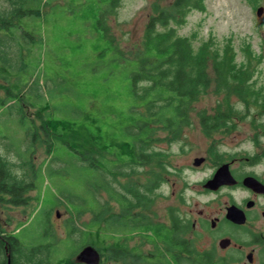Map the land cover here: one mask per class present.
I'll use <instances>...</instances> for the list:
<instances>
[{
  "label": "rangeland",
  "instance_id": "rangeland-1",
  "mask_svg": "<svg viewBox=\"0 0 264 264\" xmlns=\"http://www.w3.org/2000/svg\"><path fill=\"white\" fill-rule=\"evenodd\" d=\"M28 2L0 0V18H6L11 24L5 25L10 27L9 36L0 33V168L8 185L24 189L21 192L24 202L18 206L11 203L9 196L0 197V230L7 235L20 231L17 237L22 246L14 264L26 263L31 258V248L37 246L41 248H38L40 254L32 257L35 260L48 258L50 264H59L68 258L75 263L76 255L86 244L94 242L96 233L101 242L92 247L100 255L99 264H138L131 251L123 250L124 245L132 249L136 232L113 233L116 228L110 221L113 217L115 220L121 207L107 191L95 194V199L104 207L99 228L93 229L95 219L88 208L94 204L85 192V181L105 182L109 190L120 195L133 186L143 191L152 174L159 170L163 181L146 193L150 205L141 211L143 214L155 222H167L171 208L179 218L189 219L203 211L213 219L217 208L205 204L211 196L200 194V184L211 176L215 155L264 152V112L259 107L263 105V94L257 99V105H247L232 96L231 106L225 107L221 103L223 93L215 94L210 88L188 110L187 124L178 139L167 141L169 134L158 127L152 135L154 142L140 146V150L159 155L161 162L112 166L111 156L96 151L92 152L95 166L104 164L111 173L101 169L96 177L90 176L93 172L83 171L79 161L74 162L75 166L67 162L72 161L67 149H61L58 143L54 148V145L48 147L51 141L45 137L43 120L81 119L94 133V127L100 128L98 134L108 148L125 141L127 137L122 134L119 123L130 106L142 105L139 100L128 97V66L133 61L126 65L121 60L118 70L113 68L111 55L97 62L88 42L93 39L89 25L75 22V12L68 0L45 2L48 6L42 8L41 17L15 19L13 12L21 3L28 6ZM151 2L120 0L119 7L106 17L116 47L123 54L131 53L140 42ZM37 5H43L41 0H37ZM203 5V11L190 12L176 28L178 36L190 37L195 48L211 40L212 48L218 52L230 45L240 66L247 61L245 48L248 47L256 59L250 63L251 82L263 93L264 0H203ZM260 7L263 12L258 17L256 11ZM5 26L0 22V29ZM218 107L222 113L229 110L233 115L225 122L224 130L207 134L198 115L211 114ZM196 158H203L205 162L195 167ZM259 158L258 170L263 171L264 154ZM113 173L116 174L113 176ZM75 205L82 208V213L72 216L70 211ZM203 228L194 229L198 238L192 248L197 252L209 249L213 241L210 230ZM114 257L120 260L116 262ZM5 260L2 254L0 264H6ZM185 264L199 262L193 257Z\"/></svg>",
  "mask_w": 264,
  "mask_h": 264
},
{
  "label": "trees",
  "instance_id": "trees-1",
  "mask_svg": "<svg viewBox=\"0 0 264 264\" xmlns=\"http://www.w3.org/2000/svg\"><path fill=\"white\" fill-rule=\"evenodd\" d=\"M21 1L23 2V0ZM68 1L71 3V9L75 12V22L89 25L90 35L93 39L88 40V42L97 62H103L107 58L106 56L111 55V62H114L113 68L118 70L121 60L126 65L127 62L133 61L128 66V97L142 103L139 107L130 106L128 113L124 115V120L119 123V126H122V134L127 137L126 140L113 144L110 148L102 142V138L98 134L100 128L94 127L96 134L92 128L87 127V124L84 125L80 121L81 119L43 120L42 128L45 137L51 141L48 147L54 145V148L58 143L61 149H67L71 152L70 158L72 159V161L67 160V162L69 164L71 162L75 166L74 162L79 161L83 165L82 168L80 166L83 171L87 169L93 172L90 176L96 177L101 169L105 173L110 172L104 164L95 166L96 158L92 152L96 151L105 152L111 156L113 161L110 165L112 166L116 163L126 166L129 164L143 166L153 160L161 162L159 155L147 153L143 149L140 150V146L149 143L151 145L154 142L152 135L158 127L169 134L167 141L178 139L182 127L187 124L188 110L190 111L194 101L210 88L214 90L215 94L223 93L221 103L225 107L231 106L230 99L232 96L238 97L240 102L247 105L250 103L257 105V99L263 94V105L258 106L261 108V112H264V92H261L262 89L257 90L254 83L251 82L250 63L255 57L253 58L252 52L248 51V47L245 48L247 61L240 66L235 61V53L230 45H226L223 51L218 52L212 48L211 40H207L195 48L190 37L178 36L176 33V28L184 23L190 12L204 10L203 0H172L170 3H167V0H152L150 16L144 26L140 42L135 50L128 54H123V51L118 46L116 47L115 38L106 19L119 7L120 0ZM41 2L42 6L37 5V0H29L28 6L21 3L12 15L17 20L27 16L41 17L42 8L48 6L47 4L51 0H41ZM45 2L47 4H44ZM0 22L4 26L9 25L8 20L4 17L0 18ZM142 84L145 86L140 88ZM221 111L218 107L211 114L201 113L198 115L200 125L207 134L224 128L225 122L229 121L231 114L233 115L229 110L223 113ZM81 169L79 170L81 171ZM2 171L3 169L0 170V197L9 196L11 203L18 206L24 202L21 199V192L24 189L14 184H9V186L5 177L2 176L5 174H1ZM115 174L113 173V176ZM161 181H163V177L160 176L159 170H156L150 177L148 185L144 186L143 191L133 186L126 188L120 195L111 189L109 190L105 186V182L92 181L87 183L85 181V192L90 194L91 204H94L93 208H88L89 211L93 212L95 219L93 229L99 228L104 207V204L95 199L97 197L95 194L107 191L111 197L116 198L121 207V212L115 217L116 221L113 219L114 217L110 221V225L116 228V230H112L113 233L116 234L121 231L129 234L136 230L143 233L151 231L155 237L161 235L164 242L174 246L177 242L175 235L179 233L181 227H179V217L173 209L169 211V223H153L142 212H134L138 207L141 211L149 209L150 204L147 203L146 193L152 192ZM75 206L76 208L74 207L73 211H70L72 216L82 213V208ZM187 227L190 228L189 225ZM19 233L20 231L7 235L0 230V256L9 253L11 264L15 263V255L22 246L17 237ZM100 242V235L96 233L94 242L91 241L90 244L86 245L94 247ZM38 248L41 246L31 248V258L22 264H50L48 258L44 260L32 258L40 254ZM190 253V255L196 254L192 246ZM114 259L116 262L120 260L118 257H114ZM59 264L79 263L76 261L73 263L70 259L65 258Z\"/></svg>",
  "mask_w": 264,
  "mask_h": 264
},
{
  "label": "flooded vegetation",
  "instance_id": "flooded-vegetation-1",
  "mask_svg": "<svg viewBox=\"0 0 264 264\" xmlns=\"http://www.w3.org/2000/svg\"><path fill=\"white\" fill-rule=\"evenodd\" d=\"M9 26L0 29V33L4 32L5 36H9ZM263 154L260 150L259 153L253 154L237 152L215 155L211 176L201 182L200 194L211 196L205 204L217 208L213 211L216 216L210 220L203 211H198L189 219L180 217L181 229L175 235L177 242L174 246L164 242L161 235L155 237L151 231L143 233L136 230L134 246L130 250L123 242V250L131 251L138 264H185L193 257L199 264H264V170H258L261 165L259 157ZM224 167L228 173L227 177L222 179L225 183H220L219 178L212 189L204 188V184ZM231 209L233 210L229 212ZM170 210L172 209L168 210L167 222L161 223L170 222ZM134 212H141L140 207ZM187 225L190 226L189 229ZM196 227L208 228L213 241L209 249L201 252L194 249L196 254L190 255L191 246L198 238L194 232ZM8 255L9 253L5 255L6 263Z\"/></svg>",
  "mask_w": 264,
  "mask_h": 264
},
{
  "label": "water",
  "instance_id": "water-1",
  "mask_svg": "<svg viewBox=\"0 0 264 264\" xmlns=\"http://www.w3.org/2000/svg\"><path fill=\"white\" fill-rule=\"evenodd\" d=\"M262 12H263V8L260 7L257 9L256 15L259 17V16H261ZM203 161H204L203 158H196L194 160L193 166L198 167L203 163ZM227 175H228V173H227V170L225 167L220 169V171H218L212 177V179H210L209 181H207L204 184V188L212 189L214 187V184L216 183V180L219 178H221L220 183H225V180L223 182L222 179H225V176L227 177ZM232 210L233 209L229 210V212H231ZM240 223H242V222H240ZM75 261L79 264H99L100 263V255L96 251V249L93 248L92 246H86L76 255ZM6 264H11L9 255L7 257V263Z\"/></svg>",
  "mask_w": 264,
  "mask_h": 264
}]
</instances>
